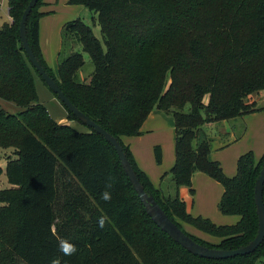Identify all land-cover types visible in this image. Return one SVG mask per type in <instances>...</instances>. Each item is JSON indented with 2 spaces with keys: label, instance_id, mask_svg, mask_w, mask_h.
<instances>
[{
  "label": "trees",
  "instance_id": "1",
  "mask_svg": "<svg viewBox=\"0 0 264 264\" xmlns=\"http://www.w3.org/2000/svg\"><path fill=\"white\" fill-rule=\"evenodd\" d=\"M29 1L9 0L11 22L0 29V98L22 108L12 114L0 106V149L14 148L5 170L10 186L0 188V242L10 241L0 264H50L56 257L61 264H257L264 242L251 254L215 259L174 241L146 212L115 148L93 129L80 131L51 116L39 100L38 72L19 33ZM169 1L172 6L163 10L156 8L159 0H69L97 14L93 21L102 39L83 19L68 22L64 44L79 43L82 51L71 46L60 60L59 77L40 47L43 0L29 16V41L72 102L119 139L146 190L170 218L205 246L236 249L258 232L254 189L264 156L257 162L252 152L244 154L230 177L210 159L204 126L257 110L251 99L264 90V0ZM188 6L190 15L184 12ZM85 53L94 65L88 80L80 75ZM156 107L176 120L170 171L176 190L191 187L196 172L208 174L224 186L219 209L239 216L236 223L192 216L178 193L156 188L138 167L123 137L139 134ZM154 151L162 163L161 146ZM110 180L112 199L105 202L101 193ZM101 216L107 217L102 229ZM179 220L214 239L192 235ZM60 239L74 243L76 254L63 256Z\"/></svg>",
  "mask_w": 264,
  "mask_h": 264
},
{
  "label": "crops",
  "instance_id": "2",
  "mask_svg": "<svg viewBox=\"0 0 264 264\" xmlns=\"http://www.w3.org/2000/svg\"><path fill=\"white\" fill-rule=\"evenodd\" d=\"M0 6L6 7L9 15V0H0ZM39 12L43 14L39 19V41L43 58L54 75L59 77L64 26L72 20L86 18L91 13L85 5L71 4L69 0H43ZM9 22H11L10 15ZM37 75L35 74V82L38 92ZM47 98L49 103L60 106L59 98L55 93L49 94ZM251 100L256 104L257 110L204 126L211 143L210 159L219 161L224 172L230 177L236 175L238 161L244 154L252 152L257 162L264 156V90L253 94ZM259 103L262 106L259 107ZM68 114L67 109L64 108L60 110L58 118L52 117L61 124L74 126V121ZM75 128L86 131L79 127ZM176 139L174 115L156 107L144 122L141 132L123 137V142L129 147L138 167L147 174L154 186L163 189L165 193L173 195L178 193V196L186 202L192 216L208 218L219 225L236 223L239 216L225 215L220 211L219 203L224 194V186L208 174L196 172L191 187L181 186L178 191L176 187H172L174 183L172 185L170 182V179L172 181L170 171L176 162ZM157 145L161 146L163 151V161L160 164L157 163L154 151ZM179 222L182 225L185 223L181 220ZM189 226L190 229L183 226L187 232L202 238L206 236L207 239H214L195 226L190 224Z\"/></svg>",
  "mask_w": 264,
  "mask_h": 264
},
{
  "label": "water",
  "instance_id": "3",
  "mask_svg": "<svg viewBox=\"0 0 264 264\" xmlns=\"http://www.w3.org/2000/svg\"><path fill=\"white\" fill-rule=\"evenodd\" d=\"M40 0H30L23 12L19 33L25 52L41 78L57 94L60 101L72 112L76 118L87 127L101 134L117 151L121 164L133 184L135 190L141 199L146 212L151 216L153 221L166 232L174 241L182 245L188 251L205 258L226 259L239 255H247L255 252L264 242V165L261 168L260 175L256 181L254 189V198L258 215V232L256 237L248 244L236 249H222L205 246L188 235L175 221H173L163 207L156 200L155 196L149 193L144 184L138 177L133 165L119 141L112 133L102 125L93 120L89 115L83 112L62 90L57 81L49 74L46 68L37 58L28 37L27 23L30 14Z\"/></svg>",
  "mask_w": 264,
  "mask_h": 264
},
{
  "label": "rangeland",
  "instance_id": "4",
  "mask_svg": "<svg viewBox=\"0 0 264 264\" xmlns=\"http://www.w3.org/2000/svg\"><path fill=\"white\" fill-rule=\"evenodd\" d=\"M171 6H172V3L169 0H159V2L156 4L157 9H163V10L168 9ZM89 11L91 14L88 17H86V18L82 17L81 19H83L85 22L91 24L94 28L95 34L100 39H102L101 28H100L98 23L96 25H94V21H93L97 17V14L92 12L90 9H89ZM184 12L190 15V13H192L190 6H188L186 8V10H184ZM7 22H9V15H8L7 9H6V7L0 6V26L4 25ZM73 45L75 47V50L82 51V45L81 44H79V43L74 44L73 42L69 41L66 45L65 44L63 45V49L61 51L62 54H60L59 61L61 60V58L66 57V55L71 52V46H73ZM84 55H85L86 63H85L83 70L81 71L80 75H81L82 79L88 80L90 75L92 74V72L94 70V65L92 63L90 55L88 53H85ZM37 77H38L37 78V80H38V92H39L41 102L44 103V105L48 107L51 116H53L54 118H58L60 110L66 108V107L64 106V104L62 102H60V99L58 100V103L60 106H55L54 104L48 102L47 97L49 96V94H52L54 92L43 80H41V77L39 75H37ZM0 106L12 114H18L22 109L21 107L17 106L15 103L10 102V101H6L2 98H0ZM258 106L259 107L262 106L261 103H259ZM187 111H188V109H187ZM68 113H69V111H68ZM68 116L72 121H74L73 125L75 127H79L80 129H86V130L88 129V127L86 125L80 123L76 119H73V116L70 115V113L68 114ZM13 150H14V148L0 149V169H1V171H0L1 172L0 173V188H6V187L10 186L5 170H6V167L8 164V159H7L8 155H11ZM170 182H172L171 179H170ZM172 185H173V182H172ZM172 187L175 188L176 187L175 184ZM183 226L186 229H190L189 223H183ZM203 238L206 239V236H204ZM9 246H10L9 239H6L3 242H0V260H1V258L4 257L5 251L9 248ZM257 264H264V257L259 258Z\"/></svg>",
  "mask_w": 264,
  "mask_h": 264
},
{
  "label": "clouds",
  "instance_id": "5",
  "mask_svg": "<svg viewBox=\"0 0 264 264\" xmlns=\"http://www.w3.org/2000/svg\"><path fill=\"white\" fill-rule=\"evenodd\" d=\"M113 184L111 180L105 184V190L101 193V199L105 202H110L112 199L111 189ZM107 217L101 216L98 218V226L102 229L105 226ZM58 250L62 253L63 256H72L77 252V247L74 243L70 242L67 239H60L58 241ZM50 264H61L60 257L53 258Z\"/></svg>",
  "mask_w": 264,
  "mask_h": 264
}]
</instances>
